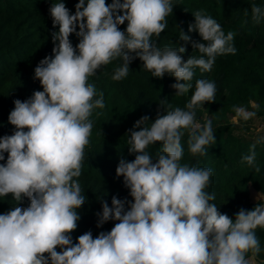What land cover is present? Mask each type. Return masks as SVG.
I'll list each match as a JSON object with an SVG mask.
<instances>
[{
	"label": "clouds",
	"instance_id": "1",
	"mask_svg": "<svg viewBox=\"0 0 264 264\" xmlns=\"http://www.w3.org/2000/svg\"><path fill=\"white\" fill-rule=\"evenodd\" d=\"M173 9V0H78L70 14L63 0L51 3L52 24L58 26L52 55L34 70L43 90L14 101L8 123L15 130L0 137V161L7 153L6 163L0 164V197L10 195L16 202L0 214V264H250L249 253L255 259L264 251L257 236V229L264 230V203L241 208L230 218L214 203L216 193L206 191L212 169L181 164L185 136L192 157L207 155V147L216 142L212 121L197 120V109L216 100V84L204 78L195 81L184 108L165 98L159 101L163 113L154 121L143 116L135 122L127 141L135 159H121L116 168L132 200L113 196L111 207L102 201L97 227L110 220L114 226L95 238L86 232L73 242L71 233L81 219L77 210L86 202L79 178L91 117L95 109L105 108L103 91L98 94L89 78L119 59L122 64L111 79L121 81L138 58L152 77H174L171 87L183 96L193 88L195 69L210 72L218 56L236 53V33L225 35L203 9L192 13L188 32H198L206 44L180 31L182 46L158 47L152 38L164 32ZM251 19L259 25L264 9L251 5ZM73 33L79 38L75 47L69 39ZM188 44L199 57L183 58ZM235 111L245 120L255 115L242 107ZM157 142L153 156L147 149ZM258 143H264V136L241 161L256 173ZM25 198L29 204L21 207Z\"/></svg>",
	"mask_w": 264,
	"mask_h": 264
},
{
	"label": "trees",
	"instance_id": "2",
	"mask_svg": "<svg viewBox=\"0 0 264 264\" xmlns=\"http://www.w3.org/2000/svg\"><path fill=\"white\" fill-rule=\"evenodd\" d=\"M57 2L59 0H0V137L11 135L15 130L8 123L14 101H25L35 91L43 90L39 80L34 78V70L43 58L52 55V33L58 31V26L53 27L49 9L51 3ZM63 2L70 14H74L78 0ZM111 2L106 0L108 4ZM173 4V13L166 18L168 26L159 37L152 38L158 47L182 46L180 31L190 35L192 40L206 44L198 32H188V25L195 19L192 13L203 9L205 14L217 20L225 35L229 31L236 33L233 40L236 53L218 56L210 72L195 69L191 81L193 88L183 96H176L171 87L176 82L174 77L168 74L162 79L152 77L138 58L129 65V74L121 81L111 79L114 69L122 64L119 59L89 78L98 94L103 91L105 108L95 109L91 117L93 128L79 178L86 202L77 210L81 219L71 233L74 243L86 232L91 231L95 238L114 226L116 222L110 220L97 227V213L102 212V201L111 207L113 196L125 202L132 200L123 177H117L116 168L121 159H135V154H129L127 143L129 130H133L135 122L143 116L154 121L158 112L163 113L159 101L165 98L173 107L184 108L195 91V81L200 78L216 84L215 102L205 103L203 108L197 109V120L201 124L212 121L216 142L207 147V155L192 157L185 136L181 164L212 169L211 184L206 191L216 193L214 203L230 218L234 219L241 208L252 210L257 203H264V200L252 201L250 193L253 187L264 195V143L256 145L260 166V172L256 173L241 161L258 137L241 132L237 123L232 122V117L240 116L235 111L238 107L264 116V20L255 25L251 19V5L264 9V0H173ZM126 27L127 22L120 30L125 31ZM69 39L73 47L79 43L75 33ZM190 55L199 57L200 53L188 44L183 58L187 60ZM159 147L157 142L147 151L155 156ZM4 155L5 160L0 164L6 163L7 153ZM15 203L10 195L0 197V214L9 211ZM28 204L25 198L20 206L27 207ZM257 236L264 249V230L257 229ZM250 257L251 253L246 258ZM255 259L264 264V251Z\"/></svg>",
	"mask_w": 264,
	"mask_h": 264
},
{
	"label": "rangeland",
	"instance_id": "3",
	"mask_svg": "<svg viewBox=\"0 0 264 264\" xmlns=\"http://www.w3.org/2000/svg\"><path fill=\"white\" fill-rule=\"evenodd\" d=\"M246 111L249 113H253L251 110H246ZM263 121H264V116H257L256 114L251 116L247 120H245L242 115L232 117V122L237 123L238 129L241 132L249 133V134H251L255 137H258V138L264 136V131H260L258 128L260 123ZM256 195H259L264 199V195L261 192L255 190L253 187H251V199H252V201L259 200V199H256L257 198ZM252 264H257V263L255 262Z\"/></svg>",
	"mask_w": 264,
	"mask_h": 264
},
{
	"label": "crops",
	"instance_id": "4",
	"mask_svg": "<svg viewBox=\"0 0 264 264\" xmlns=\"http://www.w3.org/2000/svg\"><path fill=\"white\" fill-rule=\"evenodd\" d=\"M250 193H251V189H250ZM256 196L258 197L259 200H264L261 196H259V195H256ZM255 262L257 264H260L256 259H251V257H250V264L255 263Z\"/></svg>",
	"mask_w": 264,
	"mask_h": 264
},
{
	"label": "built area",
	"instance_id": "5",
	"mask_svg": "<svg viewBox=\"0 0 264 264\" xmlns=\"http://www.w3.org/2000/svg\"><path fill=\"white\" fill-rule=\"evenodd\" d=\"M258 128L260 131H264V121L260 123Z\"/></svg>",
	"mask_w": 264,
	"mask_h": 264
}]
</instances>
